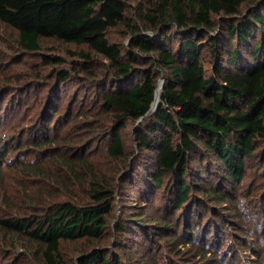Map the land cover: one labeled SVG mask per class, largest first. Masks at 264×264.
<instances>
[{
    "label": "trees",
    "instance_id": "16d2710c",
    "mask_svg": "<svg viewBox=\"0 0 264 264\" xmlns=\"http://www.w3.org/2000/svg\"><path fill=\"white\" fill-rule=\"evenodd\" d=\"M147 1L133 18L123 0H0V21L17 30L28 50L54 38L86 44L111 63L114 72L106 78L112 83L99 103L114 114L108 153L124 156L122 131L127 121L137 122L135 139L145 152L132 173L149 194L168 176L164 199L171 213L185 209V225H191L209 216L197 194L230 200V189L241 184L264 144V0ZM119 25L126 27L127 44L108 37ZM207 53L211 69L205 65ZM52 75L63 85L70 73L55 69ZM161 78L159 105L152 111ZM4 137L0 133V165L8 143ZM68 165L73 171L75 165ZM105 182L92 173L87 199L40 203L24 221L0 222L38 243L42 264H70L58 258L62 243L105 234L116 195ZM144 213L126 218L127 224L118 219L114 228L122 235L139 225L149 236L157 227L177 229V224L147 222L155 220ZM73 264L123 263L115 253L107 256L94 248Z\"/></svg>",
    "mask_w": 264,
    "mask_h": 264
},
{
    "label": "rangeland",
    "instance_id": "374dc122",
    "mask_svg": "<svg viewBox=\"0 0 264 264\" xmlns=\"http://www.w3.org/2000/svg\"><path fill=\"white\" fill-rule=\"evenodd\" d=\"M123 1L133 18L139 5L148 4ZM126 32L119 25L109 29L108 37L127 44ZM205 65L212 67L209 53ZM55 69L70 73L63 85L52 75ZM113 72L111 63L86 44L44 38L38 50H28L17 30L0 21V133L8 142L0 165V220L24 221L34 206L49 201L81 202L88 198L87 183L94 173V179L103 178L115 188L114 208L101 239L62 243L58 258L66 263L99 248L107 256L115 253L123 264H264V144L249 161L241 184L230 189L235 200L216 201L199 193L209 216L185 225V209L171 213L164 199L168 176L162 188L149 194L142 178L132 173L145 152L135 139L137 122L127 121L122 131L124 156L108 153L114 114L99 103L112 83L106 76ZM68 162L75 165L73 171ZM141 211L155 220L147 222L177 224V229L157 227L149 236L137 224L122 235L116 231L115 221L127 224L126 218ZM0 264H42L41 246L0 222Z\"/></svg>",
    "mask_w": 264,
    "mask_h": 264
},
{
    "label": "water",
    "instance_id": "95a60500",
    "mask_svg": "<svg viewBox=\"0 0 264 264\" xmlns=\"http://www.w3.org/2000/svg\"><path fill=\"white\" fill-rule=\"evenodd\" d=\"M161 84V88H162V86H163V84H164V78H161L160 80H159V85ZM160 90H159V86H158V88H157V90H156V98H155V101H154V103H153V105H152V111H154V110H156L157 109V107H158V105H159V101H160Z\"/></svg>",
    "mask_w": 264,
    "mask_h": 264
},
{
    "label": "bare ground",
    "instance_id": "6f19581e",
    "mask_svg": "<svg viewBox=\"0 0 264 264\" xmlns=\"http://www.w3.org/2000/svg\"><path fill=\"white\" fill-rule=\"evenodd\" d=\"M160 88H161V84L159 85V90H160Z\"/></svg>",
    "mask_w": 264,
    "mask_h": 264
}]
</instances>
